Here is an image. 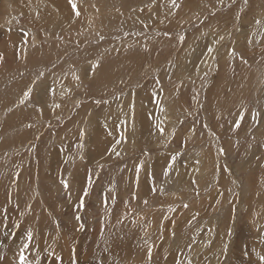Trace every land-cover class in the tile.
<instances>
[{"label": "rangeland", "instance_id": "374dc122", "mask_svg": "<svg viewBox=\"0 0 264 264\" xmlns=\"http://www.w3.org/2000/svg\"><path fill=\"white\" fill-rule=\"evenodd\" d=\"M75 2L0 0V264H264V0Z\"/></svg>", "mask_w": 264, "mask_h": 264}, {"label": "bare ground", "instance_id": "6f19581e", "mask_svg": "<svg viewBox=\"0 0 264 264\" xmlns=\"http://www.w3.org/2000/svg\"><path fill=\"white\" fill-rule=\"evenodd\" d=\"M52 98V97H51ZM59 98V97H58ZM37 111H38V113H40V111H39V109L37 108ZM33 112V111H32ZM22 113V112H21ZM15 114V113H14ZM13 114V115H14ZM33 114V113H32ZM32 114H30V115H28V113L26 112V111H23V113H22V117L21 118H23L24 120H26L27 118H30L31 116H32ZM13 115H11V116H13ZM10 116V117H11ZM17 116V115H16ZM106 116V115H105ZM20 117V116H19ZM17 118V117H16ZM15 118V119H16ZM13 119V118H12ZM146 119H149V118H146ZM10 120H11V118H10ZM14 120V119H13ZM9 122H11V121H9ZM16 122V121H15ZM15 122H13V123H15ZM6 123H8L7 121H6ZM13 123H12V125H13ZM8 125H10L11 126V124H8ZM4 131V130H3ZM157 131V130H156ZM95 138V137H94ZM180 160H178V162H179ZM174 169V171H175V169H177V168H173ZM188 172V171H187ZM183 175L185 176L186 175V173H183ZM171 177H173V180L174 179H177V174L176 173H173L172 175H171ZM8 185V184H7ZM23 203L25 202V200H23L22 201ZM21 203V202H20ZM2 205V204H1ZM15 205H17V207H13L12 206V209H13V211L12 212H8L9 214H8V218H9V215L11 216V218H13V217H15L16 215H17V212H18V210H22V211H24V212H26V210H24V209H19V207H20V204L19 203H15ZM24 208H25V206H24ZM7 213V212H6ZM30 218V217H29ZM19 220H21V218H19ZM28 222V221H27ZM15 223H13L12 222V225H14ZM15 226V225H14ZM210 226V225H209ZM20 229V228H19ZM18 229V230H19ZM77 231H75V234L77 235V232L79 231V227H77ZM209 230V229H208ZM196 231V230H195ZM197 232V231H196ZM195 232V233H196ZM17 237H19V238H21L22 236H20V234H17ZM195 237V239H196V236H194ZM200 237V236H199ZM207 238V237H206ZM201 240V242H203L204 240H205V238H203V239H200V238H198L197 237V239L195 240V242H194V239L192 238L191 240H190V242H189V249L188 250H186V251H184L183 253H173V254H170V255H168V257H169V259L168 260H166V258H165V260H166V262L164 263V264H204L205 263V260H207L206 261V263L207 264H221V263H223V261H224V258H223V256H222V254H215V249H217L218 248V244H217V242H214V243H212L213 244V247H211V252L212 253H214V257H211L210 256V253H209V255L208 256H206L207 254V252L209 251H205V250H201V253H200V251H196L195 253H193V251H191L192 249L190 248V245H195V246H197V248L196 249H198V250H200V248H199V240ZM24 240V239H23ZM166 240H164L163 241V247H165L167 244H166V242H165ZM176 241H180L179 242V245H184L185 244V239L183 238L182 240L181 239H179V240H175V242ZM207 241V240H206ZM19 242V241H18ZM170 242H173L172 240L170 241ZM11 243H12V245L14 246V245H16L15 244V240H11ZM24 243V242H23ZM21 244H22V242H21ZM20 244V245H21ZM176 244V243H175ZM202 244V243H201ZM205 244H207V242H205ZM19 245V246H20ZM162 247V248H163ZM166 253L165 252V250L164 249H161V254L162 253ZM200 253V254H199ZM160 254V255H161ZM167 254V253H166ZM206 254V255H205ZM203 255L205 256V258L203 257ZM161 258V257H160ZM204 258V259H203ZM236 259H235V261H237V263H239V260H241V261H243V259H241L239 256H236L235 257ZM161 260V259H160ZM162 261V260H161ZM157 262V261H156Z\"/></svg>", "mask_w": 264, "mask_h": 264}, {"label": "snow or ice", "instance_id": "6c2138e0", "mask_svg": "<svg viewBox=\"0 0 264 264\" xmlns=\"http://www.w3.org/2000/svg\"><path fill=\"white\" fill-rule=\"evenodd\" d=\"M245 2L247 3V0H245ZM68 3H69V5H70L71 9L73 10V12L75 13V15L79 16V15H80V12H79V10H78V5H77V3L75 2V0H68ZM171 3H172V6L175 7V8H179V7H180V5L176 2V0H171ZM257 23H259V21H257ZM165 35H168V34L165 33ZM101 39H103V37H101ZM179 39H180L181 42H183V40H184L185 38H184L183 36H181V37H179ZM221 39H222V38H221ZM207 52H208L209 54H211V53L213 52V48L208 47ZM2 59H3V56L0 55V60H2ZM92 67H93V68L99 67V63L97 62L96 64L92 65ZM43 75H44V73H40V74H39L40 77H42ZM38 78H39V77H38ZM76 79H79V77L77 76ZM31 93H32V88H28L27 91H25L24 94H23V95H24V99H27V98L31 95ZM24 99H22V100L20 101V103H24ZM97 103H99V101H97ZM57 107H59V105H57ZM258 115H259L258 113H253V117H252L253 120H256V118H257ZM243 118H244V117H243V113H240V118L237 119V120L235 121V127H236V128H239V127H240V122H241V120H242ZM159 130H160L161 133H163V131H164L163 128H160ZM82 135H83V132H81V136H82ZM81 146H82V145H81ZM220 152H221V154H223V153H224V149H220ZM177 155H179V153H178ZM176 159H177V156H176V155H174V156H172V157L170 158V165L166 166V169H165V172H164L165 175L168 174V169H169V167L174 166V164H175V162H176ZM142 167H143V164H142V163H141L140 165L137 166V169H136V171H137V175L139 174V171H140V169H141ZM61 183H62V185H63V188H64L66 191H69V190H70V186H69V182H68V181H66V180H62ZM88 183H89V186H90V185H91V179H90V177H89V181H88ZM87 195H88V188H85V189H83V196L86 197ZM80 207H81V208L84 207V201H83V199H81V201H80ZM184 207H188V205H184ZM76 219L79 220L80 217L77 216ZM189 223H190V222H189ZM16 227H19V225H16ZM81 227H83V225H81ZM173 235H175V233H173ZM26 238H27V241H28V242H26V243H24V244L22 245V247H21V251H20V254H19V261H20V264H31V262L28 261L27 258H26L25 255H24V249H27V248L29 247V243L33 240V232H32L31 230H27V231H26ZM225 251H227V245H225ZM148 253H149V258H151V249H148ZM56 259L59 260V259H62V258H60V257H56ZM260 260H261V261H264V256H261V257H260ZM37 264H39V260H37Z\"/></svg>", "mask_w": 264, "mask_h": 264}]
</instances>
